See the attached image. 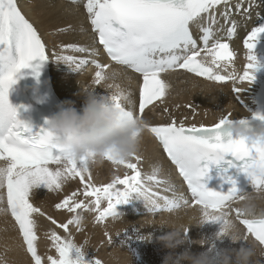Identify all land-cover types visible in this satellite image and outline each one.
Returning a JSON list of instances; mask_svg holds the SVG:
<instances>
[{"label":"snow or ice","instance_id":"snow-or-ice-1","mask_svg":"<svg viewBox=\"0 0 264 264\" xmlns=\"http://www.w3.org/2000/svg\"><path fill=\"white\" fill-rule=\"evenodd\" d=\"M221 4L228 5L229 0H86L83 6L108 57L142 76L138 104V111L142 115L148 106L166 95L168 85L161 74L169 70L184 69L217 82L239 79L250 83L254 80L257 60L253 50L260 37L264 36V16L259 13V23L247 33L243 41L248 63L242 75H221L198 59L201 52H205L213 57L211 64L219 68L221 65L218 61H231L235 55L229 43L215 38L211 27V24L216 23L214 15H209L211 23L201 28L203 48H198L197 40L189 28L190 23ZM252 6L250 2L244 12L248 13ZM236 8L239 10L241 4L237 3ZM229 14L230 10H226L223 16L226 23L231 24L227 28V37L231 39L237 32V24L234 20L229 21ZM63 48L80 53L89 51L74 43L63 45ZM48 58L44 42L37 29L22 14L17 0H0V160L8 161L6 166H0V188L7 189V209L0 211L10 210L34 264H42V258L37 254L36 223L32 217L34 213L44 215L29 201L34 187L44 185L48 190L55 191L61 188L68 177H79L85 188L84 195L94 198L92 204L95 207L92 210L98 212L96 219L99 222L108 217H117L116 205L126 202L131 193H138L151 211L161 208L160 200L168 210L178 207L180 203L178 199H170L152 191L153 182L160 185L167 181L158 178V168H154L150 175H143L138 167L142 159L139 155L129 160H117L110 154L106 155V160L130 169L132 174L125 173L123 177L116 175L110 183L101 186L88 183L91 175L87 179L84 175L90 173L88 157H73L59 147L51 132L42 130L33 134L31 128L17 118V109L8 100L10 86L16 82L21 69L32 68L38 75L41 63ZM55 59L77 68L88 63V60L73 55H58ZM92 63L97 68L94 83L99 85L107 79L108 66L97 61ZM233 91L239 93L241 89L233 88ZM110 98L122 117L132 119L137 116L132 108L126 107L125 102H132L125 92L117 91ZM235 125L248 126L249 123L244 119H230L228 115L222 116L211 126L193 124L185 127L183 122L177 124L175 120L151 127L145 123V129L155 135L187 183L194 203L202 206L206 221L223 223L220 213L228 214L222 210L244 195L239 193L234 173H244L254 188H264V136L233 135L232 128ZM49 164L58 167L53 170L48 167ZM221 164V179L224 184L230 185L226 192L212 190L202 182L208 176L210 165ZM71 200V197L65 198L56 208H67L73 213L82 207L89 210V205L83 201L71 204ZM102 201H107V206L101 210ZM2 202L3 196H0ZM235 212L248 233L264 245V217L242 219L245 216L240 208L235 209ZM48 219L53 224L57 223L51 217ZM80 220L79 215H74L67 223L58 226L67 231L69 225H78ZM186 232L187 229L185 237ZM51 239L58 258L49 256L47 259L50 264H85L80 246L55 232H52ZM73 250L79 254L77 259L72 258ZM92 264L101 262L93 260Z\"/></svg>","mask_w":264,"mask_h":264},{"label":"bare ground","instance_id":"bare-ground-1","mask_svg":"<svg viewBox=\"0 0 264 264\" xmlns=\"http://www.w3.org/2000/svg\"><path fill=\"white\" fill-rule=\"evenodd\" d=\"M18 4L24 14L31 20L33 26L41 33L50 56V67L54 77L55 86L57 90L64 95L68 102H80L84 100L85 97L83 95L80 97L81 89L86 90L87 87L91 88V90L94 89L99 95L111 94L122 90L123 92L128 93L129 99L131 98L133 93L134 78L130 73L112 67L111 69L106 70L108 78L97 85L94 83L96 70L89 68L83 71L82 69L80 70L81 73H78L79 68L75 65H68L63 61L60 62L55 59L58 55H73L79 59L86 58V52L80 53L72 50H64L63 45L69 43H74L87 49L91 48L95 51H99L98 45L94 42V35L90 32L88 23L89 19L83 7L78 8L80 6L79 4L72 3L68 0H18ZM76 9L77 11H75ZM255 10L264 15V3L258 4V7L252 11L254 12ZM251 19L255 20L253 16H251ZM255 56L257 60L258 55ZM244 57L247 58V54H244ZM241 59L243 58L240 57L237 63L242 65L243 62H241ZM240 69L242 68L240 67ZM257 74L259 73H256L255 70L253 73L254 80L250 83L247 81H240V85L237 86H233L231 84L217 85L195 82L190 78L176 74L172 77H175L177 81L179 80V82L171 88L173 90L175 88V91L172 90L174 93L171 91L174 94L173 99L169 98L171 95L169 92L165 98V102L168 103V100H175L174 96L176 94L179 98L182 97L183 104L186 102H192L193 104L197 102L201 103L203 107H206V112L193 115V119L196 121L206 120L200 122H214L224 113H230L233 116H241L247 114L251 106L255 104L257 88L264 79V76H257ZM180 78H183V81L180 82ZM107 80L109 82H115L116 85L111 89H105L103 87V83ZM231 86L235 88H241L243 86V88H245L244 90L246 91L244 93L247 96V101L245 103L237 102V100L233 97V92H231L229 88ZM176 88H180L181 92L177 94ZM71 91H73L72 99L69 100L68 96L71 94ZM195 91L199 93H196ZM78 92H80V95ZM240 92L242 93V90ZM174 102L176 103V101ZM198 109H196L195 113L199 112L197 111ZM220 110L226 111L218 115V111ZM168 111L171 116H176L180 121L185 119L192 121V118H190L192 117V114L183 112L181 107L180 111L184 114H181L180 112L174 113L170 109ZM146 118L153 121L151 114H147ZM156 122L164 123V120L162 119L161 121H158L156 118ZM141 140L145 142L143 146L140 144L139 151L142 158L140 165L143 170H145L143 172L141 169L142 174L145 176L150 175L152 174L154 168H158V178H164L167 181L165 184L166 188L170 189L173 186H180V182L177 180L172 167H170V165L163 158L158 146L144 133H142ZM144 162L145 164H143ZM57 167L58 165L51 166L49 168L55 170ZM59 167H62V165ZM116 167L117 169L113 170L106 162L100 164H90V174L93 172V176L98 178L93 179L92 181H98L100 183L106 182L110 179V177L116 173H120L123 169L117 165ZM165 177H171L175 180V182H171L170 179ZM64 189L67 194H70L71 192L76 193V195L72 197L74 203L83 201L85 204L89 199L83 195V191L85 190L84 185L76 179V177H68L65 179L61 188L58 189L57 195H59L58 193L60 192L64 193ZM165 189H162V191ZM0 190L3 192L4 188H0ZM57 195H54L53 193L50 194V190H48L44 185H40L38 187H34L29 196V201L34 207H38L36 206L37 202H42V207L38 208L42 213H44V215L34 213L32 218L36 223L35 231L37 235V254L43 257L42 261L46 264H50L47 259L49 256L58 258V253L51 242L52 232H55L63 239H70L75 245L80 246L85 257V264H92L93 260L98 259L105 264L164 263L161 259H154V253L158 251L157 248L153 247V245L145 243L146 237H144V232L146 227L149 225L152 228V232L158 234L160 239L169 233H175L177 230L181 231V236L186 241L179 247H176L180 250L179 253L183 252L185 249L193 251L199 248L200 251H203L204 249L199 245V240L201 239L211 240L216 245L217 250L239 247V244L234 245L227 237L216 239V234L220 232L222 223H218V225L216 223L210 225L205 223L201 224L198 209L184 211H176V209L166 210L168 212H172L168 214L151 213L148 207L142 205L145 201L140 198L139 195L134 196L139 212H136L129 207H122L121 213L117 215V217H111L105 219L103 222H99L96 219L98 212H94V210H92L93 206L89 204V210H85L82 207L77 209L75 212V214L79 215L81 218L80 223L78 225H69L68 230L65 231L58 225H61L60 221L63 219L68 222V220L74 216V213L69 212L64 208H56L58 201L61 199L60 197L57 198ZM251 195L258 197L255 201L258 212L260 210H264V191L257 194L252 193ZM1 208L6 209L5 206L4 208ZM7 212H5L4 216L3 213L0 212V223L2 218H5L11 225H14H12L13 227L10 225L11 228L7 227L6 232H1L0 264H30L32 259L31 254L27 252V246L22 239L23 237L19 231V226H16L15 223L11 222L13 220L10 219ZM48 217H51L57 223L53 224ZM228 218L235 220L234 215H231ZM150 220H153V222ZM2 223L6 224L4 221ZM235 223L237 224V222ZM237 226L240 230V234L248 238L247 243L249 245H254L257 248L258 258L261 259V264H264V257H259V252L264 251V247L252 238L251 234L249 235L246 228H241L238 224ZM185 229H187V237L184 236ZM74 233L76 234L74 235ZM105 233H107V235H105ZM194 236L196 237L195 244L191 245L190 239L193 240ZM109 237L111 240H109ZM133 240L138 242L140 249L144 248V252L139 250V253H144L141 260L133 258L135 256L131 257L127 250H121L123 249L120 247L121 242L126 243L127 241Z\"/></svg>","mask_w":264,"mask_h":264},{"label":"clouds","instance_id":"clouds-1","mask_svg":"<svg viewBox=\"0 0 264 264\" xmlns=\"http://www.w3.org/2000/svg\"><path fill=\"white\" fill-rule=\"evenodd\" d=\"M112 94L98 95L94 89H81V95L85 97L81 111L69 105L47 121L48 131L53 134L54 140L64 152L76 158L86 156L90 164L103 163L108 154L117 160H129L139 154L145 122L138 116L132 119L122 117L120 110L110 98ZM253 130L249 125H235L232 133L243 136H264V129ZM253 190L259 192L260 189L253 187ZM257 198L245 193L237 199L241 213L245 217L249 219H255L257 215L264 217V210L258 212L255 203ZM220 215L223 217V223L220 232L216 234V239L227 237L234 245L239 244V247L217 250L211 240L201 239L199 245L204 249L203 251L192 252L190 249H185L183 252L165 257L164 264H182V262L183 264H261L257 248L247 243L248 238L240 234L237 224L224 213ZM202 216L204 217L203 209ZM205 222L208 221L202 219L201 224ZM161 239L167 248L173 249L186 241L178 230ZM259 257H264V251L259 252Z\"/></svg>","mask_w":264,"mask_h":264},{"label":"rangeland","instance_id":"rangeland-1","mask_svg":"<svg viewBox=\"0 0 264 264\" xmlns=\"http://www.w3.org/2000/svg\"><path fill=\"white\" fill-rule=\"evenodd\" d=\"M78 4V3H77ZM80 5V4H79ZM80 7H82L81 5L78 7V8H80ZM75 11H77V9L75 10ZM260 56H258L257 57V59L259 58ZM53 58H54V56H53ZM264 59V58H263ZM241 62H243V59H241ZM80 70H82V68H79L78 69V73L80 72L81 73V71ZM77 73V74H78ZM111 77V76H110ZM218 85V84H217ZM173 88V87H172ZM241 90H242V93L241 92H239V93H236L235 95H233V97L237 100V102H242V103H245L246 101H247V96H246V94L244 93L246 90H244L245 88H243V86L240 88ZM173 89H171L170 88V96H169V98L171 99H173V91H175V88H174V90L172 91ZM173 93H172V92ZM75 92V91H74ZM196 93H199V92H197V91H195ZM72 93H73V91H71V94L68 96V99L69 100H71L72 99ZM79 93V95H80V92H78ZM172 96V97H171ZM184 96V95H183ZM77 97H78V95H77ZM80 97H82V95L80 96ZM174 99H175V101L176 102H180V104H176V108L174 107V110H175V112H178V109L181 107L180 105H182L183 104V99H182V97H178L176 94H175V96H174ZM249 100V99H248ZM196 101V100H195ZM196 104V103H195ZM194 104V105H195ZM199 104V103H198ZM200 105H202L201 103H200ZM178 106H180V107H178ZM184 106V105H183ZM181 109H182V111L184 112V110H183V107H181ZM195 109H198L197 107L195 108ZM206 109V107H203V105H202V110H205ZM201 110V108H199L197 111H200ZM202 110L200 111V113H203L202 112ZM226 110H220V111H218V115H220V114H222V113H224ZM169 112V111H168ZM179 112L181 113V111L179 110ZM204 112H206V111H204ZM181 114H184V113H181ZM174 116V115H173ZM161 116H156V118H157V120L158 121H161L162 119H158V118H160ZM142 160V159H141ZM143 164H145V162L143 163ZM142 170H143V168H142V166L140 167ZM113 170H114V168H112ZM145 170H143V172H144ZM92 174V175H91ZM91 180H93V179H98V178H96L95 176H93V172H91ZM165 178H167V179H170V181L171 182H175V180H173L171 177L169 178V177H165ZM87 179V178H86ZM79 180V179H78ZM90 180V181H91ZM80 181V180H79ZM81 182V181H80ZM89 182V181H88ZM70 189H71V187H70ZM57 191L58 190H55V191H52V190H50V194H54V195H57ZM262 191H264V190H262ZM2 192V190H0V193ZM63 192L64 193H58L59 195H57V198L58 197H60L61 199L58 201V203H61L65 198H67V197H73L74 195H72V193L73 192H71L70 194L68 193L67 194V192H66V190L64 189L63 190ZM66 193V194H65ZM61 194V195H60ZM66 197H65V196ZM69 195V196H68ZM0 196H3V200H4V202L3 203H0V206L1 207H3L4 208V206H5V208L7 209V200H6V197H5V191L3 190V192L0 194ZM261 196V195H260ZM6 201V202H5ZM57 203V204H58ZM3 204V205H2ZM5 204V205H4ZM71 204H74V201L73 200H71ZM71 204H70V206H71ZM85 204H87V205H91V206H93L92 204H91V202H90V199H88V201L85 203ZM42 205V202H37V205L36 206H38V207H42L41 206ZM264 205V204H263ZM0 207V209H2ZM42 209V208H41ZM65 210H67V208H64ZM177 211V210H176ZM0 212H2L3 213V216H4V214H5V212L4 211H0ZM159 213H161V214H168V213H172V212H168V211H163V212H159ZM7 214L10 216V219L11 220H13V221H11L12 223H15V225L17 226L18 224L16 223V221H15V219H14V217H12V215H11V213L9 212V210H8V212H7ZM74 215H76L75 213H74ZM9 218V217H8ZM93 220H96V219H93ZM5 222L6 224H4V223H2V222ZM151 222H153V220H150ZM234 222H236L235 220H233ZM3 225H2V224ZM1 223H0V238H1V236H2V233H4V232H6V230H7V227H10L11 228V226L12 225H14V224H10L9 223V221L7 220V219H5V218H2V220H1ZM65 223H67V220H65V219H63V220H61L60 221V224L62 225V224H65ZM11 225V226H10ZM94 226V225H93ZM13 227V226H12ZM63 229V228H62ZM64 230V229H63ZM2 232V233H1ZM180 232V234H181V231H179ZM93 233H94V231H93ZM76 233H74V235H75ZM144 237H146L145 239H146V242L145 243H147V244H149V245H153V247H155V248H157V252H155L154 253V259H156V260H159V259H161L163 262L165 261V257H167L168 255H170V254H175V253H179V249H177V248H167L165 245H164V243L162 242V240L160 239V236L158 235V234H156V233H154V232H152V228L150 227V225L148 226V227H146V230H145V232H144ZM195 236L193 237V240L192 239H190V244L192 245H194L195 244ZM23 239V238H22ZM51 242H52V244H53V241H52V239H51ZM132 242V243H131ZM136 241H127L126 243L125 242H121L120 243V247L121 248H123V249H121V250H124V251H126L127 250V252L130 254V256L131 257H133V256H135V257H133V258H135L136 260H141V257H143V255H144V248H139V245H138V242H136ZM11 245H13V244H11ZM108 245V244H107ZM119 245V244H118ZM131 245V246H130ZM127 246V247H126ZM129 246V247H128ZM133 246V247H132ZM152 247V246H151ZM133 249V250H132ZM135 249V250H134ZM137 249V250H136ZM139 250L140 251H143L142 253H139ZM146 250V249H145ZM198 251H200V249L198 248V249H195V250H193L192 252H198ZM108 253V252H107ZM135 254V255H134ZM78 253L75 251V250H73V253H72V258L73 259H77V257H78ZM42 258V260H43V257H41ZM83 258H84V261H85V257H84V254H83ZM100 262H101V264H105L104 262H102L100 259H98ZM107 263H108V260H107ZM30 264H34V261L31 259V261H30ZM42 264H46V263H43V261H42ZM109 264V263H108ZM162 264H164V263H162ZM182 264H183V262H182Z\"/></svg>","mask_w":264,"mask_h":264}]
</instances>
